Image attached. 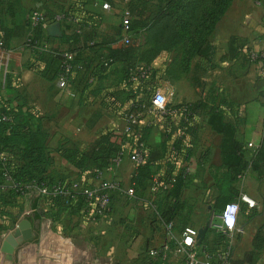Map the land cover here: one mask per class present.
I'll return each instance as SVG.
<instances>
[{"label": "crops", "instance_id": "0c3cea01", "mask_svg": "<svg viewBox=\"0 0 264 264\" xmlns=\"http://www.w3.org/2000/svg\"><path fill=\"white\" fill-rule=\"evenodd\" d=\"M43 1L54 11L59 6L66 7L72 2ZM148 1L155 3V0ZM36 2L19 0L18 4L30 13L37 5H41ZM94 2L108 3L110 6V10L104 11L88 3L80 9L83 12L81 16L91 23L85 32L91 33L97 52L85 51L82 54V58L88 60L84 63H90L91 68H76L65 89H60L55 81L42 78L37 68L40 65L22 47V40H11L0 62V83L8 82L9 87L14 89L12 96L19 98L24 105V116H33L34 123L46 137V147L51 151V164L47 168V174L54 179L80 181L84 184H92L95 173L99 170L90 165L81 173H76L57 153L58 147L63 145L67 149L84 150L109 131L122 133L129 103L125 102V93L121 90L126 92L138 86H128L122 81L123 68L118 63L112 64L107 71L95 77L91 76L92 67L100 63V58L107 56L109 49L124 45L126 34L122 29V12L128 8V0ZM56 25L52 29V35L46 30L47 35L55 39L50 41V45L58 50H66L69 46L60 38L69 32L64 29L65 23L51 24L49 28ZM145 35L148 36L147 39L144 38ZM157 35V29L150 34H142L138 58L134 62L136 65H145L147 52L153 49L156 41L154 37ZM233 39L234 53L229 55ZM208 44L210 56L205 59L195 57L186 72L180 66L181 46L160 51L148 59L149 67L157 72L158 77L164 75V81L151 84L152 90L155 88L172 93L167 103L170 113L166 120L151 111V107L146 108L140 115L141 120L136 129L140 135L133 141L126 140L117 163H111L100 170L103 179H115L123 189L121 193L113 195L112 213L101 219H92L86 216L83 209L72 212L66 208L54 219L48 217L49 206L44 200H39L37 213L40 218L32 224L28 217L34 212L32 201L36 196H28L25 202L27 217L20 220L10 236L0 241V263H83L86 260L84 258L91 254L92 247L107 238L110 232L107 231V226L110 222L123 225L120 235L125 242L128 241L127 252L136 257V260L150 247L165 242L160 226L150 220V212L125 193L126 189L132 187L134 174L143 163L137 164L130 159L137 141L143 143V156L148 157L149 154L150 173L172 170L186 175L183 200L194 203L193 197H203L210 216L209 223L213 214L211 207L218 196L219 175L224 170L220 151L221 136L208 126V115L212 109L220 111L224 122L235 125V138L243 147L247 167L232 183V188L239 194L247 195L257 205V214L251 219L244 216L240 218V215L238 217L232 259L243 260L246 254L254 250V237L258 232L264 235V181L258 182L256 174L251 170L256 147H249V144L253 141L256 130L254 126L261 125L260 137L264 144V95L259 92L264 81L258 75V65L251 63L246 53L248 50L264 51V0H234L216 23L208 37ZM254 74L258 79L255 86ZM203 89L211 90L207 97ZM223 89H229L227 97L222 96ZM254 91L257 93L254 94ZM186 108L193 110L189 122H186L183 112ZM167 187L164 186L163 189ZM187 219L188 225L185 228L196 235L208 224L195 227L192 224L195 221L190 220V215ZM256 264H264V250H261Z\"/></svg>", "mask_w": 264, "mask_h": 264}, {"label": "trees", "instance_id": "16d2710c", "mask_svg": "<svg viewBox=\"0 0 264 264\" xmlns=\"http://www.w3.org/2000/svg\"><path fill=\"white\" fill-rule=\"evenodd\" d=\"M33 1L41 4L40 6L37 5L34 10L44 13L48 19L57 14H63L65 16L71 15L78 20V23H65L64 25V29L69 34L63 35L60 40L64 41L69 48L58 50L51 47L50 41H54V38L49 37L46 31L41 30L40 27L32 29L28 15L30 13L20 7L19 0H0V38L4 45L7 47L13 39L22 40V47L36 58V64L40 65L37 68L40 70L42 78L48 81L56 82L62 72L63 53L72 55L74 70L81 67L84 70L90 69V63H84L88 60L82 58V54L85 51L97 52V46L91 33L85 32L91 23L89 24L82 17L81 13L83 12L80 9L88 3L94 4V0H72L69 6H59L55 11L50 9L43 0ZM233 1L155 0L153 4L148 0H128L127 10L131 17L125 32L128 44L109 49L107 56L100 58V63L92 67L91 76L95 77L99 73L107 71L112 64L118 63L123 68L122 81L128 86H133L130 79L138 66L134 62L138 58L141 36L145 32L150 34L152 30L157 29L158 35L154 37L155 45L152 50L147 52L145 60L143 59L146 61L145 65L140 66L149 69V81L139 84L136 89H129L126 92L121 90L125 93V102L129 103L125 117L131 113L141 115L146 108L151 107V90L153 88L151 84L157 83L160 78L157 72L149 67L148 59L160 51L181 46L180 66L182 71L186 72L195 57L208 58L211 54L208 37ZM76 29L78 33L75 31ZM36 41L46 43L49 49L43 51L36 49L34 47ZM234 44L235 39L230 42L229 55L234 53ZM70 79L71 76H68V84ZM13 90L9 87L8 82L7 84L0 83V221L3 222L0 224V233L11 229L15 222L8 210L16 206L22 207L28 196H36L32 201L33 215L28 217L32 224L40 218L37 213L39 200H44V203L49 206L48 217L54 219L66 208L72 212H77L85 207V198L79 193H74L69 197H46L34 193L33 188L35 187L51 186L67 181L54 179L47 174V168L51 164L49 156L51 151L46 147V137L34 123L33 116H24V105L19 98L12 96ZM166 109L170 110L169 105H166ZM188 111L193 112L191 109ZM168 116L162 117L167 120ZM208 117L210 129L221 136L220 151L222 167L224 168L218 179V196L211 207V211L217 214L223 210L226 204L238 200L240 194L232 188V183L246 170L247 163L244 160L243 147L235 138V125L224 122L218 110L212 109ZM2 118H6L7 121H2ZM187 118L190 121L192 116ZM138 126L139 124L134 127V132L130 136L109 131L84 150L67 149L61 145L58 147L57 153L65 163L71 165L76 173H81L90 165L100 171L120 157L126 140L133 141L138 134L140 135V132H136ZM261 126H254L256 130L253 141L250 143L256 147V153L250 167L256 174L258 182L264 181V144L260 137ZM139 143L141 142L137 141L135 144ZM142 162L132 180L133 198L150 212L152 222H156L157 225L160 223L171 224L173 230L181 233L188 223L189 215V206L182 196L184 181L187 179L186 175L174 173L172 170L164 173H150L151 160L149 154L148 157L147 155L143 156ZM153 179H156L160 185L155 191H152ZM164 186H168L167 189H163ZM112 200L113 196L111 197L108 215L113 210ZM241 211L248 220L257 214L255 209L249 210L245 204L241 205ZM225 241L226 238L222 234L208 228L200 247L205 251L214 252L216 248L224 245ZM253 248L254 250L246 254L243 260L231 259L230 264L257 263L261 250H264V235L261 232H258L254 237ZM147 251H144V254L137 259L140 264H154L148 260Z\"/></svg>", "mask_w": 264, "mask_h": 264}, {"label": "built area", "instance_id": "2783aa9c", "mask_svg": "<svg viewBox=\"0 0 264 264\" xmlns=\"http://www.w3.org/2000/svg\"><path fill=\"white\" fill-rule=\"evenodd\" d=\"M95 7H100L101 10L108 11L110 6L108 3L93 4ZM130 13L127 9L122 12V29L124 32L130 24ZM30 27L32 29L40 27L41 30H48L51 24L55 23H78V20L71 15L65 16L63 14H57L51 19H48L46 15L37 10H32L29 14ZM76 32L78 30H75ZM78 33V32H77ZM124 44H128L127 36L123 39ZM36 49L41 51L49 49L46 43L36 41L34 44ZM6 53V46L3 40L0 38V62L2 61L4 54ZM62 72L57 78V85L60 89H65L68 85V76H71L74 71L72 65L73 57L70 53H63ZM247 59L251 63L258 65V75L264 81V51L248 50L246 53ZM133 85L144 84L149 81V69L137 66L135 73L130 79ZM151 97V111L166 116L170 113V110L166 109L169 98L172 93L169 91H161L153 89ZM186 115L185 120L189 122L188 116H192L188 110H183ZM140 114L131 113L125 119V125L122 133L125 135H132L134 127L139 124ZM2 121H7L6 118H2ZM251 147V144H249ZM143 144H136L130 159L137 164L143 161ZM122 156V153L120 157ZM119 157V158H120ZM118 158V159H119ZM118 159L114 160L112 164L117 163ZM92 184H84L80 181H67L64 183H56L51 186L42 185L38 188H33L36 195L50 196V197H69L74 193L82 194L85 198V207L83 209L86 216L92 219H101L109 214L111 197L119 192L123 191L119 181L117 180H105L101 176L100 171H96ZM160 187L156 179L152 180V191H155ZM125 193L129 198H133L134 190L128 188ZM245 204L247 209H256V202L250 199L247 195L241 193L236 202H231L225 205L223 210L217 214H212V220L207 224L206 228L213 229L217 233L222 234L226 241L224 245L219 246L214 252L205 251L200 247L197 241L196 233L185 228L181 233L174 232L172 225L162 224L159 226L163 231L165 242L158 246L150 247L146 255L148 260L154 264H230L232 259V250L234 246L235 234L238 232V217L241 212V205Z\"/></svg>", "mask_w": 264, "mask_h": 264}, {"label": "rangeland", "instance_id": "374dc122", "mask_svg": "<svg viewBox=\"0 0 264 264\" xmlns=\"http://www.w3.org/2000/svg\"><path fill=\"white\" fill-rule=\"evenodd\" d=\"M147 37L148 36L146 35L144 36L145 39H147ZM158 81H161V82L164 81L163 74H161V78H159ZM257 82H258V79L256 78L254 74V86ZM262 85H263L262 90H260L259 92H261L264 95V84ZM203 91L206 97L208 95V92L209 93L211 92V90L209 91V89H203ZM254 92H255L254 94L257 93V91H254ZM228 94H229V89H223L222 96L227 97ZM227 101H229V98L227 99ZM193 199H194V203H187V205L189 206V209H188L189 215L191 216L190 220L195 221V223H192L193 226L195 227L205 226L208 223L209 217H210L207 214L206 207L203 203V200L205 199L199 196L198 198L193 197ZM25 205L26 203H24L22 207L16 206L8 210L10 215L14 217L15 222L12 225L13 227H11V229L4 230L3 232L0 233V241L3 240L4 237L7 238V236H10V232H12V229H14L18 224H20L19 223L20 220L27 217L25 214V207H26ZM32 213L28 215L32 216L33 215ZM241 216L243 217L242 211L240 213V218ZM114 219H116V217ZM243 221H244V218H242V222ZM2 223L3 222L0 221V224ZM123 228L124 227L122 224L118 226L116 223L114 224L110 222V225L107 226V231H110L108 233L109 235L107 234V238L101 241L99 244L97 243V245H95L94 243L95 246L92 247L91 254L87 255V258H84L88 261L85 260L83 261V263H81L80 261V262H76L75 264H139V262L135 259L136 257L131 256L129 252H127L126 248L128 246L126 244L128 241L125 242L124 241L125 239H123L122 236L120 235V233H122L121 230ZM70 263L74 264L73 261ZM0 264H4V262Z\"/></svg>", "mask_w": 264, "mask_h": 264}, {"label": "water", "instance_id": "95a60500", "mask_svg": "<svg viewBox=\"0 0 264 264\" xmlns=\"http://www.w3.org/2000/svg\"><path fill=\"white\" fill-rule=\"evenodd\" d=\"M54 27H57V25H56V26H53V27H50V28L48 29V30L50 31V33L52 32V29H53ZM51 35H52V33H51ZM25 223H27V222H25ZM206 231H207V228H206V227H204V228H202V229H200V230L198 231V235H197V241H198V244H200L201 241L203 240V238H204V236H205V234H206Z\"/></svg>", "mask_w": 264, "mask_h": 264}, {"label": "flooded vegetation", "instance_id": "af4514ba", "mask_svg": "<svg viewBox=\"0 0 264 264\" xmlns=\"http://www.w3.org/2000/svg\"><path fill=\"white\" fill-rule=\"evenodd\" d=\"M15 264H17V263H15Z\"/></svg>", "mask_w": 264, "mask_h": 264}]
</instances>
